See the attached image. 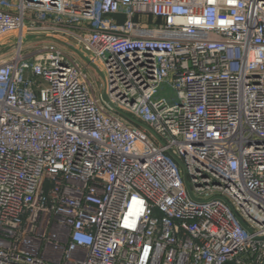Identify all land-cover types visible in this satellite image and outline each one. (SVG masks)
<instances>
[{
	"label": "built area",
	"instance_id": "obj_1",
	"mask_svg": "<svg viewBox=\"0 0 264 264\" xmlns=\"http://www.w3.org/2000/svg\"><path fill=\"white\" fill-rule=\"evenodd\" d=\"M1 38L0 264H264V0H0Z\"/></svg>",
	"mask_w": 264,
	"mask_h": 264
},
{
	"label": "rangeland",
	"instance_id": "obj_2",
	"mask_svg": "<svg viewBox=\"0 0 264 264\" xmlns=\"http://www.w3.org/2000/svg\"><path fill=\"white\" fill-rule=\"evenodd\" d=\"M27 46V50L25 51V54H29L34 52V50H38L41 49L42 47L45 46H49V48H60L64 51H66L67 53H70V50L67 48L69 45H62L58 42L52 41V40H40L38 42H33L32 44H28ZM41 47V48H40ZM13 53V47H9L6 46V49L3 50L2 45H0V59H4L8 56H10ZM72 60H76L77 62H79L78 64H80L82 66H84L82 60H80L79 58L75 57L72 55ZM89 72L87 73V81L90 84L91 87V92L94 96H98L99 93L101 92V82H100V78L95 75L92 71L88 70Z\"/></svg>",
	"mask_w": 264,
	"mask_h": 264
},
{
	"label": "water",
	"instance_id": "obj_3",
	"mask_svg": "<svg viewBox=\"0 0 264 264\" xmlns=\"http://www.w3.org/2000/svg\"><path fill=\"white\" fill-rule=\"evenodd\" d=\"M101 100L104 102V103H106L111 109H114V107L109 103V101H108V99H107V97H106V95L103 93V94H101ZM140 127H142L143 129H145V130H147V131H149L145 126H142V125H139ZM150 132V131H149ZM237 218V221H238V223L240 224V226L244 229V230H246V231H248L249 232V230H248V228L246 227V225L238 218V217H236Z\"/></svg>",
	"mask_w": 264,
	"mask_h": 264
},
{
	"label": "trees",
	"instance_id": "obj_4",
	"mask_svg": "<svg viewBox=\"0 0 264 264\" xmlns=\"http://www.w3.org/2000/svg\"><path fill=\"white\" fill-rule=\"evenodd\" d=\"M8 37H9V36H8ZM8 37H7V38H8ZM4 38H6V37H4ZM4 38H1V39H0V42H1V41H4V40H5Z\"/></svg>",
	"mask_w": 264,
	"mask_h": 264
}]
</instances>
